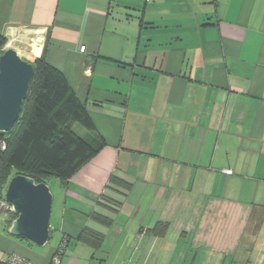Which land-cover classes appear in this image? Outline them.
Here are the masks:
<instances>
[{"label":"crops","instance_id":"0c3cea01","mask_svg":"<svg viewBox=\"0 0 264 264\" xmlns=\"http://www.w3.org/2000/svg\"><path fill=\"white\" fill-rule=\"evenodd\" d=\"M21 32L106 146L60 183L45 246L0 215V264H50L64 239L61 264L132 244L141 264H264V0H0V35Z\"/></svg>","mask_w":264,"mask_h":264},{"label":"trees","instance_id":"16d2710c","mask_svg":"<svg viewBox=\"0 0 264 264\" xmlns=\"http://www.w3.org/2000/svg\"><path fill=\"white\" fill-rule=\"evenodd\" d=\"M7 43V38L0 35L1 55ZM38 57L33 62L34 76L18 121L10 132L0 131V144H4V148L0 146V202H6L5 190L13 177L23 175L45 184L57 178L66 184L106 146L101 137L91 142L74 130L75 125L87 132L96 129L61 71L46 61L44 52ZM95 218L106 226L112 223L99 214ZM15 219L10 211L7 230ZM103 238L91 229L81 234V239L97 247Z\"/></svg>","mask_w":264,"mask_h":264},{"label":"water","instance_id":"95a60500","mask_svg":"<svg viewBox=\"0 0 264 264\" xmlns=\"http://www.w3.org/2000/svg\"><path fill=\"white\" fill-rule=\"evenodd\" d=\"M34 76L33 63L19 57L14 49L0 55V131L10 132L18 121ZM5 200L16 215L9 228L15 238L43 247L50 240L53 193L45 183L17 175L6 189Z\"/></svg>","mask_w":264,"mask_h":264},{"label":"rangeland","instance_id":"374dc122","mask_svg":"<svg viewBox=\"0 0 264 264\" xmlns=\"http://www.w3.org/2000/svg\"><path fill=\"white\" fill-rule=\"evenodd\" d=\"M38 43H39V39L36 35L32 33L21 32L20 34H15L13 38H10L8 40V43L5 46L4 51H6L7 49H14L18 53L19 57H21V59L33 63L36 58L32 56V51L34 47H38ZM74 130L77 133L78 132L80 133L82 131V127L79 125H75ZM60 183L61 181L57 178H51L47 182V185L51 189L53 195H55L54 205H53L54 212H56V208H57V201L59 198L58 190L61 186ZM10 211H12V208L8 206L6 202L3 201L0 202V215L6 218L7 221L10 218ZM133 246L134 244H132L131 247L123 249V264H141V259H139L140 251L135 252L136 248Z\"/></svg>","mask_w":264,"mask_h":264},{"label":"built area","instance_id":"2783aa9c","mask_svg":"<svg viewBox=\"0 0 264 264\" xmlns=\"http://www.w3.org/2000/svg\"><path fill=\"white\" fill-rule=\"evenodd\" d=\"M84 51H85V47H82L81 52H84ZM0 146H1V148H4L3 143H1ZM67 246H68V241H67V239H64L61 242L58 249L55 250L50 264H61V258L64 255V253L66 252ZM3 264H37V263H34V262L28 260L27 258L21 256V255L12 254V255L7 257V259L4 261Z\"/></svg>","mask_w":264,"mask_h":264},{"label":"bare ground","instance_id":"6f19581e","mask_svg":"<svg viewBox=\"0 0 264 264\" xmlns=\"http://www.w3.org/2000/svg\"><path fill=\"white\" fill-rule=\"evenodd\" d=\"M39 51H40L39 47H34L32 51V56L36 58Z\"/></svg>","mask_w":264,"mask_h":264}]
</instances>
